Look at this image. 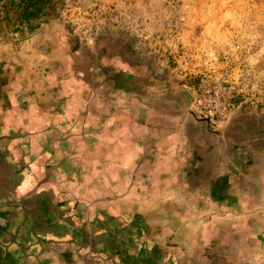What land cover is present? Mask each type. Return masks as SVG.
I'll use <instances>...</instances> for the list:
<instances>
[{"label":"crops","instance_id":"obj_1","mask_svg":"<svg viewBox=\"0 0 264 264\" xmlns=\"http://www.w3.org/2000/svg\"><path fill=\"white\" fill-rule=\"evenodd\" d=\"M41 61L0 74V264H264V121L117 52Z\"/></svg>","mask_w":264,"mask_h":264},{"label":"rangeland","instance_id":"obj_2","mask_svg":"<svg viewBox=\"0 0 264 264\" xmlns=\"http://www.w3.org/2000/svg\"><path fill=\"white\" fill-rule=\"evenodd\" d=\"M49 19L0 41L1 77L23 82L42 59L72 75L70 57L87 70L93 57L117 52L143 74L170 75L172 86L181 79L191 89L199 71L225 74L238 110L264 121V0H57Z\"/></svg>","mask_w":264,"mask_h":264},{"label":"built area","instance_id":"obj_3","mask_svg":"<svg viewBox=\"0 0 264 264\" xmlns=\"http://www.w3.org/2000/svg\"><path fill=\"white\" fill-rule=\"evenodd\" d=\"M86 1V0H77ZM190 105L200 116L213 122H227L236 105L234 86L225 74L213 71H199L197 82L191 87Z\"/></svg>","mask_w":264,"mask_h":264},{"label":"trees","instance_id":"obj_4","mask_svg":"<svg viewBox=\"0 0 264 264\" xmlns=\"http://www.w3.org/2000/svg\"><path fill=\"white\" fill-rule=\"evenodd\" d=\"M57 0H0V41L56 13Z\"/></svg>","mask_w":264,"mask_h":264},{"label":"flooded vegetation","instance_id":"obj_5","mask_svg":"<svg viewBox=\"0 0 264 264\" xmlns=\"http://www.w3.org/2000/svg\"><path fill=\"white\" fill-rule=\"evenodd\" d=\"M17 200H18V199H17ZM20 202H21V201H20ZM5 203H7V202H5ZM1 208L3 209V203L0 204V209H1ZM2 216H3V213L0 211V217H2Z\"/></svg>","mask_w":264,"mask_h":264}]
</instances>
